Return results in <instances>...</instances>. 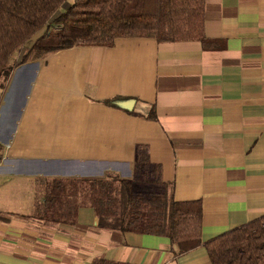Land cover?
I'll return each mask as SVG.
<instances>
[{"label":"crops","instance_id":"1","mask_svg":"<svg viewBox=\"0 0 264 264\" xmlns=\"http://www.w3.org/2000/svg\"><path fill=\"white\" fill-rule=\"evenodd\" d=\"M205 39L117 37L14 56L0 86V264H211L165 236L34 215L41 180L131 179L137 145L176 200H199L201 240L264 214V0H205Z\"/></svg>","mask_w":264,"mask_h":264},{"label":"trees","instance_id":"2","mask_svg":"<svg viewBox=\"0 0 264 264\" xmlns=\"http://www.w3.org/2000/svg\"><path fill=\"white\" fill-rule=\"evenodd\" d=\"M204 4L205 0H0V86L18 51L22 63L32 54L77 45L111 46L117 37L203 41ZM137 183L144 187L133 190ZM41 186L34 215L43 223L73 224L77 208L90 204L100 228L165 236L175 255L203 245L211 264H264V214L203 242L199 200L173 197L172 183L162 179L160 164L150 161L145 145L136 147L131 179L107 173L97 179H45ZM90 264L129 263L94 258Z\"/></svg>","mask_w":264,"mask_h":264},{"label":"rangeland","instance_id":"3","mask_svg":"<svg viewBox=\"0 0 264 264\" xmlns=\"http://www.w3.org/2000/svg\"><path fill=\"white\" fill-rule=\"evenodd\" d=\"M68 1H70V0H68ZM39 33H40V31L37 32L36 34H34L29 40H27L25 42V45L26 46H29L31 44V42H33V40L35 39V37L39 35ZM14 56H15V54L11 57L10 62H13L14 61ZM135 187L141 188V187H144V185L142 183H137V184L134 185L133 190L136 189Z\"/></svg>","mask_w":264,"mask_h":264}]
</instances>
